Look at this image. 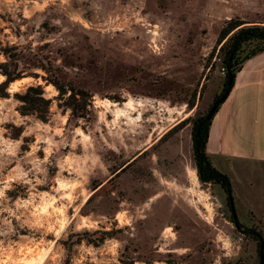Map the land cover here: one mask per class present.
I'll list each match as a JSON object with an SVG mask.
<instances>
[{"label":"rangeland","instance_id":"obj_1","mask_svg":"<svg viewBox=\"0 0 264 264\" xmlns=\"http://www.w3.org/2000/svg\"><path fill=\"white\" fill-rule=\"evenodd\" d=\"M205 10L0 0V83L3 69L17 76L0 96V264H260L264 199L238 213L232 192L240 231L193 161V122L225 81L223 22ZM29 85L50 100L46 120L19 111L14 94ZM229 179L248 187L235 170Z\"/></svg>","mask_w":264,"mask_h":264},{"label":"crops","instance_id":"obj_2","mask_svg":"<svg viewBox=\"0 0 264 264\" xmlns=\"http://www.w3.org/2000/svg\"><path fill=\"white\" fill-rule=\"evenodd\" d=\"M205 15L221 21L239 17L244 25L264 26V0H203ZM206 151L213 165L229 175L235 170L245 179V189L231 186L234 204L264 199V181L253 187L252 176H264V50L246 59L233 86L212 117ZM252 168V175L248 169ZM232 183V182H231ZM257 183V182H256ZM218 184H213V189ZM261 185V187H260ZM222 189V188H221ZM219 194H224L216 190Z\"/></svg>","mask_w":264,"mask_h":264},{"label":"trees","instance_id":"obj_3","mask_svg":"<svg viewBox=\"0 0 264 264\" xmlns=\"http://www.w3.org/2000/svg\"><path fill=\"white\" fill-rule=\"evenodd\" d=\"M244 23L245 21L239 17H232L224 21L219 32L217 42L219 43L223 41L221 45L222 64L226 71L224 87L220 95L227 90L226 82L228 74H232L234 80L242 63L256 53L264 50V26L244 25ZM252 41L256 42V47L245 55H242L244 52V46ZM8 57L10 58L11 56L8 55ZM1 73L5 76V80L0 83V96H7L9 95L7 91L8 85L10 82H13L17 76H13L7 68L1 70ZM232 86L233 82L231 87L228 89V93ZM57 87L63 94H65L63 88L58 85ZM70 91L71 93L68 96L69 98L76 99V96L81 98L85 96V92L83 90L71 89ZM14 95L20 102L19 111L21 114L25 115L28 113H35L41 120L47 119L49 115L50 100L44 97L43 88L40 85H29L23 90V92L15 93ZM87 105H90V103H85L82 107L85 108ZM71 110L73 113L74 108L71 107ZM212 117L207 119L206 115H204L195 119L193 122L191 137L193 161L195 163L196 174L199 181L212 185H220L226 192L228 198V194L232 197L230 179L227 174L221 172L213 165L206 151L209 126ZM230 210L232 214V221L234 222L236 228L242 232H249V230L244 229L246 227L238 221L234 205L232 207L230 206Z\"/></svg>","mask_w":264,"mask_h":264},{"label":"water","instance_id":"obj_4","mask_svg":"<svg viewBox=\"0 0 264 264\" xmlns=\"http://www.w3.org/2000/svg\"><path fill=\"white\" fill-rule=\"evenodd\" d=\"M232 82H233V75L228 74V78L226 82L227 90L222 95H220L218 98L214 100V102L212 103L211 107L209 108L206 114L207 119H210L215 114L219 104L225 99L228 93V89L232 85ZM228 201H229L230 206L232 207L233 199L230 194H228ZM258 239H259L258 254H259L260 264H264V240L260 235H258Z\"/></svg>","mask_w":264,"mask_h":264},{"label":"built area","instance_id":"obj_5","mask_svg":"<svg viewBox=\"0 0 264 264\" xmlns=\"http://www.w3.org/2000/svg\"><path fill=\"white\" fill-rule=\"evenodd\" d=\"M220 69H221V73H222L223 75H225V72H226V71H225L224 66H222Z\"/></svg>","mask_w":264,"mask_h":264}]
</instances>
